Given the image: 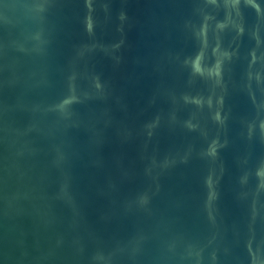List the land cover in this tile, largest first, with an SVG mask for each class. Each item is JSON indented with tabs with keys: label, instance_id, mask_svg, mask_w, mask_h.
Masks as SVG:
<instances>
[{
	"label": "water",
	"instance_id": "water-1",
	"mask_svg": "<svg viewBox=\"0 0 264 264\" xmlns=\"http://www.w3.org/2000/svg\"><path fill=\"white\" fill-rule=\"evenodd\" d=\"M0 264H264V0H0Z\"/></svg>",
	"mask_w": 264,
	"mask_h": 264
}]
</instances>
